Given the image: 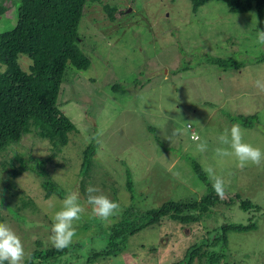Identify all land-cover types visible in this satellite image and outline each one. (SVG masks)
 Returning <instances> with one entry per match:
<instances>
[{
  "label": "rangeland",
  "instance_id": "rangeland-1",
  "mask_svg": "<svg viewBox=\"0 0 264 264\" xmlns=\"http://www.w3.org/2000/svg\"><path fill=\"white\" fill-rule=\"evenodd\" d=\"M105 5L115 6L110 19ZM16 5L0 3V32L14 26ZM259 23L255 10L231 13L220 0H208L197 11L189 0H97L84 9L79 25V48L89 58L86 69L68 64L57 105L75 124L68 143L46 163L52 179L65 196L44 198L40 179L25 171L10 179L2 165L19 164L16 156L42 159L51 145L34 132L27 133L0 155V223L20 237L25 257L40 243L49 242L55 212L69 193H79L84 211L74 221L82 248L52 259V264H87V255L105 244L102 231L120 218L126 206L134 216L168 200L199 198L212 187L204 171L212 167L225 182V194L238 193L259 204L256 228L227 233L228 254L219 264H264V161L259 166H237L234 156L218 157L225 129L239 125L243 142L264 152V44L257 41ZM217 57L232 65L221 68L209 61ZM19 63L28 70L30 60L21 54ZM256 115L251 126L232 120ZM190 125V127L187 126ZM181 130L173 135L174 130ZM192 135V137H191ZM193 136L199 137L195 140ZM96 143L89 178L79 175L83 149ZM206 142V150H197ZM196 161L207 177L194 171ZM127 173L133 183L126 187ZM80 179L118 202L117 215L104 222L86 203ZM20 197L31 200L22 206ZM238 202V201H237ZM21 207L9 214L3 206ZM216 211L192 223L162 219L129 236L127 248L116 256L93 264H172L186 249L222 221L242 222L248 216L237 203H218ZM8 211V212H7ZM103 232V233H102ZM72 242V243H73ZM197 264V261H196ZM202 264V263H201Z\"/></svg>",
  "mask_w": 264,
  "mask_h": 264
},
{
  "label": "trees",
  "instance_id": "trees-1",
  "mask_svg": "<svg viewBox=\"0 0 264 264\" xmlns=\"http://www.w3.org/2000/svg\"><path fill=\"white\" fill-rule=\"evenodd\" d=\"M5 0H0V3ZM16 5L14 26L0 32V155L10 146L19 143L27 133L34 132L39 138L46 139L51 145V154L42 158H33L28 154L16 156L18 166L2 165L8 170L10 177L6 185L13 184L10 179L22 172H33L40 179L44 198L56 194L65 196L63 189L56 183L46 163L56 156L68 143L69 133L76 130L75 124L57 105L61 84L65 81L68 64L77 69H86L90 65L89 58L80 50L78 25L84 9L91 1L97 0H12ZM193 11L208 0H189ZM231 13H246L251 9L259 23V30H264V0H220ZM115 6L105 5L110 19H114ZM26 55L30 64L24 70L20 63V55ZM264 61V55L259 61ZM209 61L221 68L232 63L222 58L211 57ZM257 119L256 115H239L232 120L241 125L251 126ZM96 143H89L82 151L79 175L90 177L93 169V156ZM194 171L205 183L207 177L196 161H192ZM127 173V177H128ZM86 181L80 179V188L86 191ZM126 187L130 192L133 183L129 177ZM86 193V192H85ZM87 200V193H86ZM22 206L32 201L20 197ZM238 201V202H237ZM0 202H4L0 198ZM237 203L244 212H248L245 221H222L205 236L198 238L190 245L182 259L172 264H219L228 254L227 233L229 231L245 232L256 228V215L261 210L259 204L241 197L238 193L225 194L220 198L209 186L208 192L199 198L168 200L156 208L147 209L134 216L132 206H126L120 212V218L104 230L105 244L87 255V264H93L99 258L113 257L127 248L129 236L147 226L159 224L162 219L181 223L198 221L209 212L218 209V203ZM10 215L19 214L17 205L4 203ZM7 211V212H8ZM2 215H0L1 219ZM14 217V216H13ZM41 242L29 253L23 264H52L51 260L68 255L71 249L82 248L79 241L73 242L68 248L58 251L52 246L40 247ZM79 247V248H78ZM7 264V261L4 262Z\"/></svg>",
  "mask_w": 264,
  "mask_h": 264
},
{
  "label": "clouds",
  "instance_id": "clouds-1",
  "mask_svg": "<svg viewBox=\"0 0 264 264\" xmlns=\"http://www.w3.org/2000/svg\"><path fill=\"white\" fill-rule=\"evenodd\" d=\"M257 41L264 44V30L257 29ZM255 86L264 91V83L260 80L255 81ZM180 131L179 129L174 130L173 135ZM194 139L199 140L200 138L194 137ZM219 141L227 147L217 148L215 155L221 158L234 156L237 160V166L240 168H244L249 163L259 166L264 161V152L249 143L243 142L239 125L234 124L230 129H225L224 133L220 135ZM206 147V142L197 144V150L200 152H204ZM204 171L212 180L213 191L217 196L223 198L225 195L223 178L217 176L212 167H207ZM98 192L96 187L88 186L86 203L90 206L94 216L104 222H109L110 217L117 215L120 205L103 194H97ZM83 211L84 209L79 203V193L67 194L62 201L61 209L55 212L50 227L49 242L53 248L62 251L72 244L73 237L76 235L73 222L81 219ZM24 257L25 252L20 237L9 225L0 223V264H4L5 261L7 264H23Z\"/></svg>",
  "mask_w": 264,
  "mask_h": 264
},
{
  "label": "built area",
  "instance_id": "built-area-1",
  "mask_svg": "<svg viewBox=\"0 0 264 264\" xmlns=\"http://www.w3.org/2000/svg\"><path fill=\"white\" fill-rule=\"evenodd\" d=\"M187 126H188V127H190V125H189V124H187ZM191 136H192V135H191ZM193 137H196V136H193Z\"/></svg>",
  "mask_w": 264,
  "mask_h": 264
}]
</instances>
